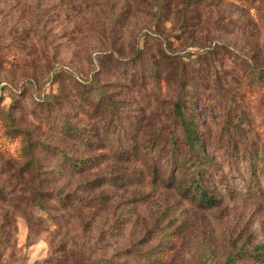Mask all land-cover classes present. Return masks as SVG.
<instances>
[{
	"label": "rangeland",
	"instance_id": "374dc122",
	"mask_svg": "<svg viewBox=\"0 0 264 264\" xmlns=\"http://www.w3.org/2000/svg\"><path fill=\"white\" fill-rule=\"evenodd\" d=\"M236 1L208 8L215 21L221 17L219 32L211 35L208 47L222 46L220 37L225 35L231 50L251 58L243 50L250 39L238 28L257 24L259 13ZM156 13L147 0H0V82L8 81L18 90L25 79L40 86L57 67L84 75L101 68V81L118 101L123 118L108 140L104 135L96 140L102 145L111 142L114 150L129 144L128 156L135 158L120 162L111 154L92 162L88 170L73 173L60 166L59 174L45 173L46 187L62 196V203L47 202L55 217L52 222L29 199L26 188L33 185L32 169L23 182L14 179V190L0 195V264H225L229 255L240 251L263 262L248 255L236 258V264H264L263 185L257 180L260 172L254 174L246 161L264 148V91H251L241 65L227 56L217 80L221 88L213 87L214 78L210 86L197 83L194 107L186 114L199 132L202 153L211 161L205 186L217 185L219 198L217 208H201L189 198V185H183L186 170L182 175L171 169L169 142L179 129L173 85H163L157 97L151 86L133 89L132 65L112 62L118 55L127 60L134 49L147 48L154 40L148 33L152 30L194 71L201 67L197 58L191 59L198 49L183 39L182 32L175 34L174 25L183 18V0H169L162 20ZM104 51L109 55L101 65L98 57L104 58ZM5 85H0V150L16 159L18 168L24 142L23 137L7 134L5 118L17 108H11L9 91L1 89ZM51 88L58 94L59 107H72L68 119L76 124L73 113L82 104L75 99L72 82L58 80ZM19 100L22 110L16 127L28 131L23 135L82 151L60 132L55 112L36 111L30 90ZM187 149L183 146L188 160ZM41 155L48 158L46 163H60L55 152ZM140 170L156 183L136 178ZM105 177H112L115 185L106 186L110 182Z\"/></svg>",
	"mask_w": 264,
	"mask_h": 264
},
{
	"label": "trees",
	"instance_id": "16d2710c",
	"mask_svg": "<svg viewBox=\"0 0 264 264\" xmlns=\"http://www.w3.org/2000/svg\"><path fill=\"white\" fill-rule=\"evenodd\" d=\"M155 7L159 11V19L162 20L164 14V8L168 4L169 0H147V2ZM234 1V0H232ZM230 0H183V18L180 19V23H175V34L183 33V39L191 42V47L197 48V52L192 53L196 56L191 58L198 60L201 67L197 70H193L189 64L183 61L179 55L172 53L167 49L166 44L162 41L161 36L149 30V35L154 37L153 43H150L147 48L134 49L131 57L127 60L124 57L118 55L113 59V63L121 67L118 63L123 62L124 67H129L127 64H131L132 83L130 86L135 89L146 90L148 86L152 87V93L157 97L161 88L169 89L174 87V97L171 99L175 109V118L178 121V130L176 134L172 136L169 142L170 148L169 154L171 155V169L172 173L176 174L175 169L181 171L183 175V169L185 172V180L183 185H189L187 187L189 198H195V202L200 204L203 209H215L219 206V198L217 197V185L214 187H206L205 180L211 173V161L205 157L202 153L201 139L199 132L195 126V123L188 118L186 110L194 107L193 94H195L197 83H206L210 86V78H214L213 87L221 88V84L217 85L218 79L221 80V74L224 71L223 58L225 56L232 59L234 62L241 65L244 72V77L247 78L248 87L253 92L260 93L264 91V48L261 46V40L264 33V3L263 0H237L240 4L245 6L254 7L258 11V23L251 25V27L238 28L241 31L243 37H249L250 41L246 43L247 47L245 55H251V58H247L241 55L235 50L230 49L229 37L223 35L220 37L222 46H215L213 48L208 47V42L212 38V34H217L219 31L216 29L220 27L219 20L221 17H217L216 21L213 18V11L208 10L209 7L216 6L220 8L222 3H231ZM216 2V3H215ZM197 10V13H194ZM194 14H196L194 16ZM224 32V31H223ZM227 44V45H226ZM154 46V47H153ZM241 50V51H243ZM109 54L107 52H101V56L98 57L101 61V65L104 63V59ZM113 58V57H112ZM247 58V61L243 59ZM194 71V72H193ZM123 74L125 69L122 70ZM213 74L214 77H211ZM101 75L103 71L101 68L95 69L91 74L84 75L79 71H74L72 68L57 67L46 78V80L37 85V83L25 79L21 87L13 89L11 83L8 81L0 82L6 85L2 87V90H8L12 99L11 108H17L16 111L9 110L8 115L5 118L6 126H9L7 134H11L18 137H23L24 147L21 152V160L19 167L16 168V162L13 157H8L0 150V195L8 194L13 191L17 183H13L14 179H18L23 182L25 175L31 168L33 174L31 176L33 185L30 188H26L29 199L35 202L37 209L44 214L46 220L52 222L55 217L52 214L51 206L47 205L48 200H57L62 203L61 193L52 192L47 187V179L45 173L55 172L59 174L60 166H66L70 168L73 173L81 170H88L93 167L92 162L102 158L109 157L111 154L115 160L124 162L127 159L135 160L128 155V151H132V146L129 144L119 145L117 150H114L111 142L105 145L100 144L96 139L100 135L106 136V140L109 139L110 133H116L118 131V125L122 110L119 107L118 101L114 100L113 93L110 89H107V83H102ZM125 76V75H124ZM67 79L71 81L74 87L75 99L82 104V107H78V111L74 115L77 119V123L73 124L69 121L70 111L72 107L68 104H63L61 108L60 102L57 99L58 94L53 93L50 88L53 87L58 80ZM49 88V92L48 89ZM52 89V88H51ZM28 90L32 92V96L35 102L36 111L39 113H56V126H58L60 132L67 138H70V142H76V147L82 151H68L66 147L62 148L56 144H50L36 140L35 142L28 138L26 134L28 131L18 129L16 117L20 114V106H18L20 100L19 97L26 93ZM150 98V97H149ZM71 104L70 99H67ZM2 102V95H0V105ZM76 105L75 103H72ZM220 104V103H219ZM77 107V105H76ZM221 109V105L219 106ZM230 108V105H229ZM20 109V110H19ZM125 123H129L126 120ZM94 132H98L94 134ZM114 136V135H113ZM78 141V142H77ZM184 144V145H183ZM183 146L188 147L187 151L190 154L187 160L185 154L183 156ZM54 152L58 155L60 163L52 165V163H46L48 158L41 155L42 153L48 154ZM91 152H95L92 154ZM150 153H152L150 151ZM161 154V151H160ZM168 154V155H169ZM256 156H249L246 160L250 164L251 170L254 174L258 175L260 172L259 180L263 188L261 189L260 196L264 198V148L262 151H257ZM54 167L52 169L45 170V167ZM155 171V170H154ZM141 182H149L151 185L156 183V180L145 176L142 170L137 171ZM106 186L115 185L112 182V177H105ZM207 184V183H206ZM210 184V183H208ZM215 193L213 195L212 193ZM76 203V200H72ZM71 201V202H72ZM241 252V253H240ZM235 255H229L225 264H236V258H242V256H253L256 260L257 255L247 254L240 251ZM88 260V259H87Z\"/></svg>",
	"mask_w": 264,
	"mask_h": 264
}]
</instances>
